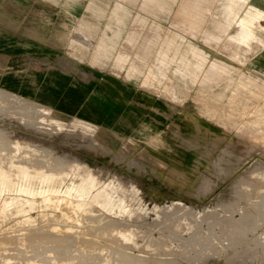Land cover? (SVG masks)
Returning <instances> with one entry per match:
<instances>
[{
    "label": "rangeland",
    "instance_id": "374dc122",
    "mask_svg": "<svg viewBox=\"0 0 264 264\" xmlns=\"http://www.w3.org/2000/svg\"><path fill=\"white\" fill-rule=\"evenodd\" d=\"M247 2L98 4L109 72L156 99L162 88L169 113H180L168 116L163 142L90 127L0 90V264H264V81L240 59ZM175 34L228 65L217 79L231 82L210 85L239 88L205 91L210 77H185L163 60L168 48L187 50ZM205 104L214 109H192ZM42 191L52 192L51 205Z\"/></svg>",
    "mask_w": 264,
    "mask_h": 264
},
{
    "label": "crops",
    "instance_id": "0c3cea01",
    "mask_svg": "<svg viewBox=\"0 0 264 264\" xmlns=\"http://www.w3.org/2000/svg\"><path fill=\"white\" fill-rule=\"evenodd\" d=\"M99 3L102 0H0V90L120 135L127 131L136 139L157 136L166 140L168 116L180 113H169L162 88L156 99L130 88L109 72L110 65L104 62L103 37L110 33L99 26L104 19ZM245 9L252 22H240V59L248 72L264 81V0H250ZM174 37L183 41L187 50L175 51L171 56L169 49L166 56H160L163 60L167 57L168 64L174 61L185 77L200 74L212 78L206 79L205 91H212L210 83L231 82L217 79L222 68L229 71L223 58L202 50L209 64H201V47L176 34ZM222 88L238 89L239 85L226 84ZM258 99L264 104V91ZM156 101L158 106L153 104ZM192 109L210 110L214 106Z\"/></svg>",
    "mask_w": 264,
    "mask_h": 264
},
{
    "label": "bare ground",
    "instance_id": "6f19581e",
    "mask_svg": "<svg viewBox=\"0 0 264 264\" xmlns=\"http://www.w3.org/2000/svg\"><path fill=\"white\" fill-rule=\"evenodd\" d=\"M136 19H138V17L136 18ZM172 38L173 39H175V40H178L176 37H173L172 36ZM184 43V42H183ZM167 47H168V45H167ZM168 50H169V48H168ZM157 51L158 52H160V49L159 48H157ZM198 52H199V59H200V61H201V64H204V65H207V64H209V61L207 60V59H205L204 58V56L206 55V53L205 52H203L202 50H201V48L200 49H198ZM219 73H220V77L221 76H225L227 73H229V71L227 70V68H222L221 69V71H219ZM223 79H219V81L221 82ZM209 87H210V89L212 90V91H223V88H222V85H209ZM80 90V89H79ZM82 91V90H81ZM94 93V92H93ZM86 96V95H85ZM84 97V96H83ZM95 97V96H94ZM96 98V97H95ZM83 99V98H82ZM77 103V102H76ZM73 108V107H72ZM44 109V108H43ZM42 110V109H41ZM48 110V109H47ZM74 110V109H73ZM194 110V109H193ZM196 114H198L199 115V113L198 112H196ZM35 117V116H34ZM90 118V117H89ZM106 118V117H105ZM116 118V117H115ZM81 120V119H80ZM96 120V119H95ZM73 121V120H72ZM106 121V120H105ZM111 121V120H110ZM84 122V121H83ZM89 122V121H88ZM80 123H82V121H80ZM80 123H78V124H80ZM87 123V122H86ZM85 123V124H86ZM110 123V122H109ZM84 124V123H83ZM91 124V123H90ZM105 124V123H104ZM108 125H110V124H108ZM79 126V125H78ZM78 126H77V128H78ZM87 126V125H86ZM90 126V125H89ZM75 127V126H74ZM91 127V126H90ZM80 128H82V127H80ZM85 128V127H84ZM89 128V127H88ZM98 128V127H97ZM86 129V128H85ZM93 129V128H92ZM91 129V130H92ZM108 130V129H107ZM82 132H84V131H82ZM108 133V132H107ZM161 142H163V140H161ZM131 143H132V141L129 139V140H127L126 142H125V145H129V147H133V145H131ZM37 154H42V152H40L39 150H37ZM44 154V153H43ZM44 156V155H43ZM38 157V156H37ZM31 158V157H30ZM52 158V157H51ZM51 158H49V159H51ZM31 159H33V158H31ZM48 159V158H47ZM35 160H38V159H35ZM52 160H54V159H52ZM34 161V160H33ZM39 161V160H38ZM40 163H42V161H39ZM55 162H60V164H61V161H58V160H56ZM54 162V163H55ZM34 163V162H33ZM32 163V164H33ZM38 163V162H37ZM54 163L52 164V162H50L49 161V163H47V165H48V167L50 168V169H52V170H62V169H64L65 170V168H64V166H63V168L62 167H59L58 165H54ZM62 165V164H61ZM65 165V164H64ZM69 165V164H68ZM35 166V165H34ZM46 168V167H45ZM261 171V170H260ZM40 194H45V198H44V200H42V204H44V205H46V206H49V205H51L52 203H53V199L54 198H52V192H48V191H42V192H40ZM3 199V198H2ZM60 199V198H59ZM7 201H6V204H7V206L10 204V205H12V204H14V203H16L15 202V200H13V199H11V198H8V199H6ZM62 200V199H61ZM104 200V199H103ZM39 201H40V199H39ZM58 202V201H57ZM56 202V203H57ZM5 203V202H4ZM63 204H64V202H62ZM69 204H71V203H69ZM21 205H24V204H21ZM54 205V204H53ZM57 205V204H56ZM81 205H82V203H81ZM55 206V205H54ZM58 206V205H57ZM61 206V205H60ZM70 206V205H69ZM24 207V206H23ZM26 207V206H25ZM67 208V207H66ZM69 208H71V207H69ZM68 208V209H69ZM84 210V209H83ZM87 216V215H86ZM67 219V218H66ZM94 222V221H93ZM109 221L107 220V223H108ZM114 223V222H113ZM108 225H113L112 223L111 224H108ZM108 225H105V227H107ZM114 226V225H113ZM116 226V225H115ZM96 227V226H95ZM98 227V226H97ZM110 227V226H109ZM85 229V228H84ZM114 228H112V230H113ZM111 230V231H112ZM87 231V230H86ZM124 232V231H123ZM122 233V232H121ZM107 235V234H106ZM72 237H73V235H72ZM75 237V236H74ZM80 242V241H79ZM102 251V250H101ZM102 252H104V251H102ZM79 256V255H78ZM106 257V256H105ZM112 257V256H111ZM114 257V256H113ZM79 257H77V259H78ZM102 258V257H101ZM116 258V257H115ZM117 259H119V258H117ZM94 260V259H93ZM95 260H99V259H95ZM103 260V259H102ZM116 260V259H115ZM120 260V259H119ZM128 260L129 261H131V264L133 263V260L131 259V258H128ZM101 260H99V262H100ZM117 261V260H116ZM123 260H120L119 262H122ZM119 262H116V263H119ZM127 262V261H126ZM98 263V262H97ZM96 263V264H97ZM125 263V262H124ZM129 263V262H128ZM99 264V263H98ZM130 264V263H129ZM134 264V263H133ZM136 264V263H135Z\"/></svg>",
    "mask_w": 264,
    "mask_h": 264
}]
</instances>
